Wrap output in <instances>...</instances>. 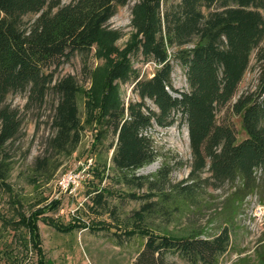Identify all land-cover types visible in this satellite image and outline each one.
Returning <instances> with one entry per match:
<instances>
[{
  "label": "trees",
  "instance_id": "16d2710c",
  "mask_svg": "<svg viewBox=\"0 0 264 264\" xmlns=\"http://www.w3.org/2000/svg\"><path fill=\"white\" fill-rule=\"evenodd\" d=\"M130 1L0 0V193L13 171L9 145L23 128L9 96L28 93L30 104L41 105L50 91L56 93L49 148L58 156L76 152L86 130L78 104L82 89L74 76L56 80V74L76 55H90L97 42L116 43L120 34L106 27ZM138 5L134 25L147 42H134L109 64L108 111L95 137L98 143L113 138L106 152L112 151L114 170L131 187L146 189L144 198L129 195L144 203L124 234L128 240H145L134 264H220L247 199L257 196L264 204V0H140ZM141 50L158 69L149 79L137 77L136 99L121 102L117 85L128 80L129 56ZM173 61L185 70L187 90L174 86ZM255 68L256 89L240 95L246 74ZM236 116L242 117L247 136L241 142ZM178 121L186 124L190 139L188 178L172 182L168 166L153 177L136 176L159 158L155 126L165 130ZM225 186L229 190L215 214L219 226L211 229L216 231L193 224L180 231L149 225L156 217L176 222L202 215L209 188L222 191ZM109 194L101 190L91 198L93 206L110 212ZM27 225L37 248L36 219ZM62 230L71 233L74 227ZM234 264H264V231L253 257Z\"/></svg>",
  "mask_w": 264,
  "mask_h": 264
},
{
  "label": "rangeland",
  "instance_id": "374dc122",
  "mask_svg": "<svg viewBox=\"0 0 264 264\" xmlns=\"http://www.w3.org/2000/svg\"><path fill=\"white\" fill-rule=\"evenodd\" d=\"M71 1L64 0V3ZM139 3L140 0H131L118 10L107 25L106 29L120 34L116 43L97 42L90 55H76L56 74V80L74 76L82 89L78 104L86 130L76 152L58 156L49 148L55 134L52 123L59 101L56 93L50 91L41 105L30 104L28 93L9 96L7 102L19 109L23 128L9 145L13 171L0 193V264H134L143 248L145 240L138 237L128 240L124 231L133 214L144 203V200H136L129 195L136 194L144 198L146 189L131 187L114 170L111 164L112 151L106 152L113 138L108 137L102 143L95 139L98 123L105 110L108 111L105 102L108 96L104 89L109 64L118 61L120 54L134 42H147L145 35L139 34L134 25ZM30 20L31 17L27 19ZM129 57L131 72L128 80L117 85L118 98L125 103L136 99L133 93L136 78L149 79L158 69L152 59L142 54V50ZM173 64L174 86L179 90H187L185 70L178 62L173 61ZM258 79L257 68L248 72L240 86V95L255 90ZM150 105L154 107L152 103ZM223 115L221 113L220 117ZM233 121L238 131V142H241L247 137L242 117H233ZM152 135L159 158L155 163L138 170L135 175L153 177L168 166L172 182L188 178L193 158L186 124L178 121L165 130L155 126ZM90 159H93L94 166L80 189L75 194L61 193L57 185L59 178L68 172L83 170ZM106 159L107 171L102 172ZM204 176L209 177V173ZM101 190L111 193L106 198L110 212H101L100 208L93 206L91 198ZM228 190L229 186H225L222 191L209 188L204 195L206 208L202 215L190 214L176 222L156 217L150 220L149 225L180 231L193 224L214 232L216 230L211 229L215 225L219 226L215 214L221 208ZM261 207L264 204L259 197L247 199L244 212L236 220L232 244L221 257L220 264H234L241 258L253 257L264 231V217L258 212ZM34 219L39 234L37 248L34 246L32 228L27 225ZM69 225L74 227L73 232L62 230Z\"/></svg>",
  "mask_w": 264,
  "mask_h": 264
},
{
  "label": "built area",
  "instance_id": "2783aa9c",
  "mask_svg": "<svg viewBox=\"0 0 264 264\" xmlns=\"http://www.w3.org/2000/svg\"><path fill=\"white\" fill-rule=\"evenodd\" d=\"M94 166L93 159H90L86 167L78 172H68L63 174L58 180V188L61 193H70L75 194L82 184L86 181V176L91 174V171ZM258 212L261 214V217H264V207L259 208Z\"/></svg>",
  "mask_w": 264,
  "mask_h": 264
}]
</instances>
